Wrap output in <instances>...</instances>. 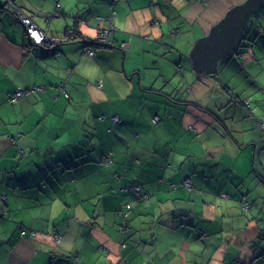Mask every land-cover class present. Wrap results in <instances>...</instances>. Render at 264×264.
<instances>
[{"label": "crops", "instance_id": "obj_1", "mask_svg": "<svg viewBox=\"0 0 264 264\" xmlns=\"http://www.w3.org/2000/svg\"><path fill=\"white\" fill-rule=\"evenodd\" d=\"M243 1L0 0V264H264V34L188 58Z\"/></svg>", "mask_w": 264, "mask_h": 264}, {"label": "water", "instance_id": "obj_2", "mask_svg": "<svg viewBox=\"0 0 264 264\" xmlns=\"http://www.w3.org/2000/svg\"><path fill=\"white\" fill-rule=\"evenodd\" d=\"M264 0H244L228 9L208 33L195 40L188 58L195 73L212 76L219 61L235 55L245 40V28Z\"/></svg>", "mask_w": 264, "mask_h": 264}, {"label": "built area", "instance_id": "obj_3", "mask_svg": "<svg viewBox=\"0 0 264 264\" xmlns=\"http://www.w3.org/2000/svg\"><path fill=\"white\" fill-rule=\"evenodd\" d=\"M117 1L118 0H111V2L109 4L111 13L108 17L103 18L104 20H107L109 22L108 28L100 29L97 31V34H96L95 39H94L96 42L103 43V44H109L108 35H109L110 31L113 30L112 22L114 20V14H115L113 6ZM263 17H264V12H263ZM20 23L23 25L28 39L35 45L53 47V46H56L59 42H61V40H57V39L52 40V39L47 38L43 34V32L28 17H26L24 15H21ZM72 35L73 34H70V38H72ZM127 47H128V45L124 42H122L120 45V48H122V49H125ZM86 53H87V55L92 56L94 54V51L87 49ZM42 89H43V87L40 86V87L31 88L28 91L32 92L34 90H42ZM59 89L61 92L65 93V89L62 85H59ZM25 93H26V91H23L22 89H17L14 91V93L12 94L10 99H11V101L20 100ZM117 120H118L117 117H111L112 122H116ZM158 120H159V118L157 116L154 117V122H157ZM258 125L260 126L261 129L264 130V120L263 119H258ZM190 184L191 183H190L189 179H186L184 181V185L189 189L192 188V186ZM134 190L138 192L139 188L134 187ZM5 198L6 197L2 196V197H0V200L3 202H6ZM126 207H128V205ZM75 260H78V258L75 257Z\"/></svg>", "mask_w": 264, "mask_h": 264}, {"label": "trees", "instance_id": "obj_4", "mask_svg": "<svg viewBox=\"0 0 264 264\" xmlns=\"http://www.w3.org/2000/svg\"><path fill=\"white\" fill-rule=\"evenodd\" d=\"M263 12H264V9L260 12V16L259 17L261 18V23L262 24H259L257 26V29H256V33L257 34H264V17H263ZM251 39H253V38H251ZM83 41L86 43L87 46H107V47L109 46V45H106V44H103V43H99V42H96L95 40H90V39H86V40H83ZM214 75H217V73L214 74ZM214 75H212V76H214ZM190 185L193 186L192 183ZM134 187H138L139 188V191L138 192L135 191L134 190ZM131 189L135 193L140 194V192L142 190V186L140 184H135L133 187H131Z\"/></svg>", "mask_w": 264, "mask_h": 264}, {"label": "rangeland", "instance_id": "obj_5", "mask_svg": "<svg viewBox=\"0 0 264 264\" xmlns=\"http://www.w3.org/2000/svg\"><path fill=\"white\" fill-rule=\"evenodd\" d=\"M264 9V5L262 6V8L257 12L255 13L254 15H252L246 25V28H245V36H248L250 39L251 38H256V29H257V26L260 24L261 22V19L259 18L260 16V12ZM245 40H243L244 42Z\"/></svg>", "mask_w": 264, "mask_h": 264}, {"label": "bare ground", "instance_id": "obj_6", "mask_svg": "<svg viewBox=\"0 0 264 264\" xmlns=\"http://www.w3.org/2000/svg\"><path fill=\"white\" fill-rule=\"evenodd\" d=\"M106 45H109V44H106Z\"/></svg>", "mask_w": 264, "mask_h": 264}]
</instances>
